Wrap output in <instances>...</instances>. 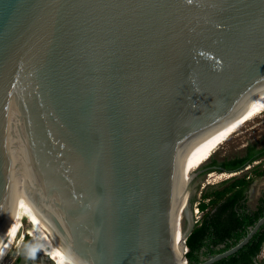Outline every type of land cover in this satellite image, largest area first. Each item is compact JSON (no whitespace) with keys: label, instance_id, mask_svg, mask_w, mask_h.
Listing matches in <instances>:
<instances>
[{"label":"water","instance_id":"1","mask_svg":"<svg viewBox=\"0 0 264 264\" xmlns=\"http://www.w3.org/2000/svg\"><path fill=\"white\" fill-rule=\"evenodd\" d=\"M263 106L264 0H0V264H188V171Z\"/></svg>","mask_w":264,"mask_h":264},{"label":"trees","instance_id":"2","mask_svg":"<svg viewBox=\"0 0 264 264\" xmlns=\"http://www.w3.org/2000/svg\"><path fill=\"white\" fill-rule=\"evenodd\" d=\"M263 160L264 147L253 143L246 147L242 156L222 161L213 159L201 169L206 170L201 176L212 172L214 168L238 174L219 184L207 185L200 199H193L201 217L187 240L188 264H201L211 256L233 248L264 217V190L254 204L250 202L253 184L264 177L261 165L254 163ZM263 249L264 225L241 250L215 264H264V258L260 259Z\"/></svg>","mask_w":264,"mask_h":264},{"label":"rangeland","instance_id":"3","mask_svg":"<svg viewBox=\"0 0 264 264\" xmlns=\"http://www.w3.org/2000/svg\"><path fill=\"white\" fill-rule=\"evenodd\" d=\"M257 143L260 148L264 147V112L253 117L247 123H245L242 127L236 130L232 136L222 143L213 156L207 160L203 165H201L195 172L198 173L201 169L208 165L211 160L222 161L227 158H233L236 156H242L245 153V149L249 144ZM262 163V164H260ZM254 165H261V170H264V160L263 162H255ZM254 165L250 166L253 167ZM247 167L246 170L250 169ZM201 174H197L190 185V200L193 199L199 200L201 197V192L204 185H216L221 183L222 181L229 179L231 176L220 173H213L208 176H200ZM225 175V176H224ZM264 190V177H261L255 181L251 189V204H254L261 192ZM193 208L195 211V215L197 212L196 203L193 204ZM197 217H201V214L197 215ZM264 258V249L260 259Z\"/></svg>","mask_w":264,"mask_h":264},{"label":"bare ground","instance_id":"4","mask_svg":"<svg viewBox=\"0 0 264 264\" xmlns=\"http://www.w3.org/2000/svg\"><path fill=\"white\" fill-rule=\"evenodd\" d=\"M261 112H264V106L262 108L258 109L257 111H255L254 113H252L251 115H249L248 117H246L245 119H243L242 121H240L222 140H220L218 143H216L214 146H212L209 150H207L203 155H201L197 159V161L194 163V165L190 168V170L188 171L186 181H187V179H189L191 174H193L201 165H203L207 160H209L213 156V154L215 153L217 148L220 145H222V143L227 141L232 136V134H234L236 132L237 129L242 127L245 123H247L249 120H251L256 115L260 114ZM186 181H185V183H186ZM184 195H185V193H184ZM186 199L187 198L184 196V200H185L184 211H185ZM183 233L184 232H182L181 245H180V248L177 252L179 254V258H178V261L176 264H182L183 263V260H182V255H183V251H184V246H183V242H182L183 236H184Z\"/></svg>","mask_w":264,"mask_h":264},{"label":"flooded vegetation","instance_id":"5","mask_svg":"<svg viewBox=\"0 0 264 264\" xmlns=\"http://www.w3.org/2000/svg\"><path fill=\"white\" fill-rule=\"evenodd\" d=\"M24 246H25V243H24ZM25 247H26V246H25ZM23 252L25 253V257L22 256L21 258H18L19 262H21V263L32 264L33 262L29 259V257H28L27 254H26V248H25V250H23Z\"/></svg>","mask_w":264,"mask_h":264},{"label":"built area","instance_id":"6","mask_svg":"<svg viewBox=\"0 0 264 264\" xmlns=\"http://www.w3.org/2000/svg\"><path fill=\"white\" fill-rule=\"evenodd\" d=\"M250 168V167H249ZM196 206H197V204H196ZM198 208V207H197ZM199 214V209H197V212H196V218H197V221H199L200 220V217H197V215Z\"/></svg>","mask_w":264,"mask_h":264}]
</instances>
